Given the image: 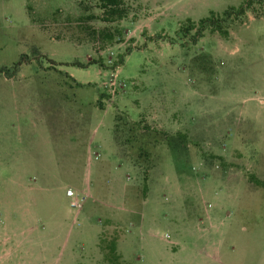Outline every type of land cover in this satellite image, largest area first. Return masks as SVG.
I'll list each match as a JSON object with an SVG mask.
<instances>
[{"label":"rangeland","instance_id":"1","mask_svg":"<svg viewBox=\"0 0 264 264\" xmlns=\"http://www.w3.org/2000/svg\"><path fill=\"white\" fill-rule=\"evenodd\" d=\"M125 9L0 0V264H264V0Z\"/></svg>","mask_w":264,"mask_h":264},{"label":"trees","instance_id":"2","mask_svg":"<svg viewBox=\"0 0 264 264\" xmlns=\"http://www.w3.org/2000/svg\"><path fill=\"white\" fill-rule=\"evenodd\" d=\"M100 7L103 10L104 14V20L105 21H111L115 19H122L126 15V0H99ZM247 3L245 6H242L238 10L232 9L226 11L221 17H217L214 13L211 14L210 17L202 19L200 23V27L196 29V32L194 35H190L193 28L192 26L187 28H182L177 32V35L180 37L185 36H191V40L193 41V44L196 43L199 38H202L204 36V33L208 30H211V32H218L221 35L227 36L229 34L228 27L231 24L233 16L241 17L244 16L246 11L248 10ZM194 27V26H193ZM182 38H180L182 40ZM175 43V42H173ZM17 65L15 67V70L18 69ZM113 251V250H112Z\"/></svg>","mask_w":264,"mask_h":264},{"label":"crops","instance_id":"3","mask_svg":"<svg viewBox=\"0 0 264 264\" xmlns=\"http://www.w3.org/2000/svg\"><path fill=\"white\" fill-rule=\"evenodd\" d=\"M44 129V131H43V133H49V132H53L54 133V131H55V133H58V134H61V133H65L66 131V135H68V134H70L71 133V129H68V127H66V129H64V128H60V127H58V128H55V129H47L46 127L45 128H43ZM68 129V130H67ZM65 139H68V138H65ZM70 140H72V139H70ZM91 151V150H90ZM96 151H97V149H96ZM90 153V152H89ZM97 153H99L98 151L97 152H93L92 154H95V155H97ZM81 208V209H80ZM80 208H78V211H81L83 208H82V206L80 207ZM75 209V208H74ZM80 213V212H79ZM77 216H78V214H77ZM75 222H77L76 220L74 221V223ZM101 229V228H100ZM98 232H95V233H92V232H89L87 235L89 236L90 235V237H96L97 238V243H95L94 245L95 246H97L98 244H99V237H98V234H97ZM80 236H82V235H80ZM85 236V234L82 236V237H84Z\"/></svg>","mask_w":264,"mask_h":264},{"label":"built area","instance_id":"4","mask_svg":"<svg viewBox=\"0 0 264 264\" xmlns=\"http://www.w3.org/2000/svg\"><path fill=\"white\" fill-rule=\"evenodd\" d=\"M67 196L72 199L71 205L73 208L78 209L82 206L84 199H79L73 190L69 189L67 191Z\"/></svg>","mask_w":264,"mask_h":264}]
</instances>
